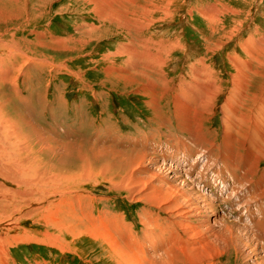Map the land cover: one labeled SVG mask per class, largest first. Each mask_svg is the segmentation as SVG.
Wrapping results in <instances>:
<instances>
[{"label": "rangeland", "instance_id": "obj_1", "mask_svg": "<svg viewBox=\"0 0 264 264\" xmlns=\"http://www.w3.org/2000/svg\"><path fill=\"white\" fill-rule=\"evenodd\" d=\"M163 7L140 20L136 14L124 17L133 23L109 24L96 21L89 0H0V264H116V255L108 256V241L142 239L141 231L148 229L140 222L145 217L158 220V232H165L166 239L164 246L146 247L148 264H264V250L252 253L254 245L260 248L254 241L261 191L248 182L259 181L264 162L256 176L248 177L241 167L248 163L246 150L239 141L220 149L234 151L235 163L215 156L225 137L224 114L232 112L224 104L235 90L231 62L250 60L251 45L264 44V0H169ZM159 42L166 46L165 64L160 75L154 70L156 93L147 98L142 96L147 77L139 80L127 58H149L145 48L157 54ZM200 59L205 69L195 62ZM137 65L140 71L145 63ZM201 68L211 71L215 85L208 86L218 87L206 105L214 104L213 115L203 119L206 144L195 139V128L183 127L188 122L173 116L171 96L180 94L183 81L193 83V70ZM120 74L130 79L116 77ZM251 97L258 107H248L257 114L264 91ZM152 101L155 111L145 107ZM157 117L161 122L156 125ZM227 132L235 134V129ZM185 150L192 156L183 165ZM152 158L168 161L155 166ZM146 168L155 175L154 184L166 183L171 169L185 197L199 193L191 196L199 211L187 217L186 228L166 226L164 211L133 201L128 178H148L142 173ZM193 224L207 248L199 249L197 257H183L178 248V261L177 249L166 254L165 248L188 240ZM173 233L177 240L170 243Z\"/></svg>", "mask_w": 264, "mask_h": 264}, {"label": "bare ground", "instance_id": "obj_2", "mask_svg": "<svg viewBox=\"0 0 264 264\" xmlns=\"http://www.w3.org/2000/svg\"><path fill=\"white\" fill-rule=\"evenodd\" d=\"M89 1L91 3H94L95 8H93V11H94V14H95V17H96L95 18L96 21L110 24V23H114V22L120 23V22H122L121 20H124L123 23L127 24L126 21L130 20L128 18L124 19V17H127V15L128 16H134L136 14V15H138L140 17L139 18L137 16V19L140 20L142 17L148 16L151 13L154 14V13H157L158 11L162 12L163 8H164L163 5H166V3L169 0H159L160 3H158V4L148 3L150 0H141L143 2L145 1L144 3H146V4L141 3L140 0H130L129 2H126V4H122V3L125 2V1H128V0H124V1L123 0H89ZM119 1H121V4L118 3ZM115 2H116V4L113 5V3H115ZM167 6H169V5H167ZM200 12H202V11H200ZM209 13H210V10H209ZM199 14H201V13H199ZM203 15H205V13H203ZM203 15L201 14V16H203ZM212 15H214V13H212ZM168 17H169V15L167 14L164 18L167 19ZM214 17H215V15H214ZM216 18L217 17H215V20H216ZM130 21L133 23L132 20H130ZM216 21L218 22V20H216ZM130 26H132V25H130ZM212 31H214V30H212ZM164 44L162 43V45H161L160 42L157 43V45H158L156 47L157 54H155L153 49H148L149 46L146 47L145 50L149 53V58H146V59L138 58L137 57V56H139L138 54L136 56L130 55V56H128V58L126 57L127 60H129V62L131 64H133V67L131 66L132 69L130 68L131 69L130 71H132L133 73H135V71H136L137 75L139 76L138 77L139 80L141 79V77H147L145 80L143 79L144 82H145V87L143 89V94H142V96H145L147 98L151 97L150 95L153 92L156 93L155 90H156V85L157 84L154 81H152V79H153V76H154V70H155V72H158V73H159V70H160V73H161V70L164 67L165 62H164V59L161 57V56L164 55V53H166V46H164ZM260 44H263V43H260ZM140 47H141V45H140ZM150 48H152V47L150 46ZM208 48H210V47H208ZM213 49H214V47H213ZM120 53L123 54L124 52H120ZM120 53H118V55ZM132 53H133V51L131 50V54ZM167 53H168V51H167ZM128 54H130V53H128ZM246 56L250 60H248L246 62L245 61L244 62L243 61L237 62V61L233 60L234 63L231 62V65L233 66V71H234L233 72L234 74L231 75V79H232V84L234 86L233 89H235V90H233V92L230 93L231 95L226 99L224 104L227 106V109L230 112L231 111L232 112H231V116L227 115V113L224 114V118H223V121L221 122V125L223 127V135L225 137L223 139H221L220 145L219 146L217 145L218 146L217 150H216L217 153L215 154V156H218V157L222 156L221 159H224V161H223L224 163L227 162V161H231V160H232V162L234 161L233 163H235V160L232 159L233 157L236 156V153L234 151L226 150V152H220V149L221 148H225L226 149V147L228 148L229 146L233 147L232 145H234V142L235 141L236 142L239 141L240 144L242 145V150L243 149L246 150V155H245V158H244L246 160H244V161L248 162V163L244 162L246 167L244 166V163H243V165L241 167H242L243 171H245L247 173L248 177H251V176H254V175L256 176V173L259 171V165L262 162H264V98L262 100L263 104L257 110L258 112L256 111L257 114L260 113L261 117L257 116V114H253V113L250 112V108L252 106L248 107L249 104H253V106L256 107L255 108V110H256L257 107H258V106H256L258 101L254 102V99L251 96H254L255 92H257V91H264V71L263 72L260 71L262 69L259 70V67H261V66H262V68H264V44L263 45H256V43L254 45L252 44L251 45V51H249ZM139 60L141 61L140 63H139ZM200 61L202 63L199 62V61H195V62L199 63V65H201V66L203 65V69H205V66H204L205 60L203 61V59H200ZM254 61H257V63L259 64V67L254 68V67L250 66V63L254 62ZM141 63L142 64L145 63V66L141 65L143 68L139 71V70H137V66H138L137 64H141ZM195 65H196V63H194V66ZM203 69L201 68V71H198V72H194L195 70H193V75L196 78L195 81L193 83L191 82L192 84L191 83H186L187 81H183V84H182L183 87L181 88V91L179 90L180 94H174V95L171 94V96H174V101H175L174 102L175 109L173 111V113H174L173 116L176 117V119L178 118L177 120L180 121V123H183L184 125L186 124V122H188V124L186 126H183V124H181L183 127L187 128V126H190L191 128H195L196 129V131H195L196 133H192V134H193V136H196L195 139H198L200 141H202V140H204L206 138L205 135H203L205 133V132H203V130H204L203 128L204 127L202 126L203 119L206 118V117H211V115H213L214 104H212V106L210 108H206L207 102H209L213 98H215L216 94L218 92V90H217L218 87L217 86H216V88L214 87L215 89L214 88L211 89L208 86V85H210V82L212 83V81H213L212 74L208 73L209 70H207V72H205ZM128 71L129 70H127V72H126L127 74H128ZM130 71H129V73L131 74L132 72H130ZM209 72H211V71H209ZM160 73H159V75H160ZM110 74H111V72H110ZM110 74H107V76H111ZM163 75H164V73H163ZM116 77L121 78L123 80L125 78H127V80L130 79V77H124L121 74L120 75H116ZM153 82H154V84H153ZM160 82H161V80H160ZM213 85H215V84H213ZM166 86L167 85H165L164 87H161V91H162L161 94H164L167 91ZM211 93H212L211 97H213V98L210 97ZM155 96H156V94H155ZM153 98H154L153 99V101H154L156 98L155 97H153ZM182 98H183V100H182ZM153 101L146 103L145 107L151 106L153 108ZM155 101H154V103H155ZM196 108L199 111H197ZM251 109L253 110V107ZM153 110H154V108L152 109V111ZM203 110H205V114L203 116L196 115L197 112H201ZM226 112H228V111H226ZM0 113H1V111H0ZM154 113H153V115H154ZM3 118H4V116H3ZM154 121H156V125H157V123L159 124L161 122L158 119V117ZM231 128L235 129V134H229L227 132ZM184 129H183V131H184ZM187 129H185L186 133H187ZM4 130H5V128H4ZM232 132H233V130H232ZM197 133H199V134H197ZM187 134L189 136L192 135V134H189V132ZM229 136H233V140L228 138ZM205 142L208 143L207 140L202 141L203 144H206ZM226 143L227 144L229 143V144L226 145ZM182 144L184 145V143H182ZM195 144H196L195 146H199L200 145V144H198V142L197 143L195 142ZM185 146L186 145H184V147ZM203 146H205V145H202L200 148H202ZM228 149H231V148H228ZM212 151L213 150L210 149V151H208V154L211 153ZM138 152L143 154V155H145L144 151H137V153ZM183 153H184V158L182 159V162H184L183 163V165H184V164H186V158L191 155V152L185 150V151H183ZM254 154H255V157H254V159L252 161L250 158ZM135 156L137 157V155H135ZM148 157H149V155H148ZM150 157H151V155H150ZM140 159L141 158H139V160H137V161H140ZM145 160H146V157H145ZM145 160L143 161L144 163H146ZM133 161H134V158H133ZM167 161L168 160H165L164 158H162V160H161L162 163H161L160 161H158L157 158L156 159L152 158L149 163H150V165L152 164V165H155V166L157 165L158 166L159 164L160 165L162 164V166H164L165 162H167ZM236 161H237V159H236ZM182 162H181V164H182ZM141 163H142V161H141ZM141 163L139 165H142ZM134 166H136V165L134 164ZM137 167H138V165H137ZM144 168H145V166H144ZM191 168H192V166H191ZM146 169L148 170V168H146ZM202 172H204V171H202ZM232 172H234V171H232ZM142 173L146 174V175H149V177L148 178L138 177L139 178L138 179L137 177L131 176V177L128 178L129 182H131V186L129 185V187H132L131 190H133L132 193H131L133 201L139 202V203L143 202V203H145L146 205H148V206H150L152 208L155 207L157 209H161L162 211H164L169 216L168 218H166L167 220L165 221L166 222V226L171 227V228H172V226H174L176 230L178 228H181V227L182 228H186L187 224H185V223L188 220L191 219V218L188 219L187 217H189L191 214L194 215L197 211H199L198 206L194 203V200H192L191 196H193V195L196 196V194H199V193L191 191V194L187 193V194L190 195V199L185 197L186 194L184 195V193L182 192L184 189L183 190L181 189L182 191H180L179 188L177 186H175L176 183H178V179L179 178L175 177V172L173 170H171V169L168 170L169 178H166V183H162L161 182L160 184H154V182H152L150 180L155 175L150 173L149 170L148 171H142ZM173 174H174V176H173ZM131 175H132V173H131ZM197 175H199V174H197ZM245 180H246V178H245ZM149 181H151V182H149ZM246 181H248V179ZM250 181L251 180H249L248 182L252 183L253 186L258 187V190L261 191L260 196H258V197L256 196V198H257L256 202L258 203L257 212H258V215L260 217L257 216V219L255 221V222H257V225L255 224L256 225L255 226V228H256L255 233L257 235L255 237L256 240L254 239L255 240L254 242L257 245V244H259V241H260V248L254 245L255 247L253 246V250L252 249L251 250H252V253H255L257 251H263L264 250V241L261 242L262 241L261 235H264V220H263V218H264V216H263L264 215V202L260 201L264 197V169H263L262 173H260V178H259V181H257V183H253L252 181L251 182ZM182 183H183V181H182ZM125 184L128 185L129 183L126 182ZM242 186H244V185H242ZM185 187H186V185H185ZM255 187L254 188L252 187L253 190H255V189L257 190V188H255ZM200 211H202V210H200ZM198 215H199V212H198ZM194 217H196V216H194ZM147 218L148 217H145L144 220H142V219L140 220V222L143 225V227L145 226L146 228H148L146 230L144 229L143 231H141V234L144 233V237L142 238L143 240L140 239L143 242L137 243L140 240L139 239H134V237H128V238L124 239L123 238L124 236L122 237V239H120L118 237L120 239V242L121 241L124 242V243L122 242L123 244L118 242V243H116V245H112L108 241L107 246H105L107 248L108 253H109L108 256L116 255V257H117V259L119 261V262L117 261L118 263L116 262V264H145V263L148 264L150 259H147V257H146V253H147L146 250H145L146 247L152 250V249H156V248L160 247L159 245L164 246V243H165L166 239H164L163 233L165 234V232H163V233L161 231H160V233L158 232L159 231L158 227L160 226V225L159 226L157 225V221L158 220H156L155 218H153L152 220L150 218H148V219ZM146 219H147V221H146ZM206 223H208V222L206 221ZM197 226H198V224H195L194 227H192L193 230H190L191 228L189 229L191 235L189 236L188 240H186L184 242H179L178 244L174 245L173 247H170V248L168 247L167 249L165 248L164 252L166 254L170 255L169 252H171V251L173 252L174 250L177 249L176 250V254H175V256L177 257V261L179 260V256L177 255L178 248H180V251L183 253V255H184L183 257H186V256L187 257L188 256L197 257L196 254L198 255L199 249H201L203 247L207 248V244H208V241H206L204 239V236L201 235L200 232H196V228L195 227H197ZM174 227H173V229H174ZM188 228L189 227H187V229ZM203 228H204V226H203ZM166 231H168V230H166ZM111 235L110 236L107 235V236L113 237ZM107 236H105V237H107ZM120 236H122V235H120ZM102 237H104V236H102ZM139 238H141V237H139ZM109 239L110 238H108L106 240H109ZM113 240H116V239H113ZM176 240H177V237H175V233H173V235H171L170 238L168 239V242L174 243ZM178 240H180V239H178ZM117 241H115V242H117ZM158 242H159V244H157ZM183 259H184L183 262L185 263V258H183ZM262 260L264 261L263 258H262ZM209 264H212V263H209ZM256 264H263V262H261V260H259L258 263L256 262Z\"/></svg>", "mask_w": 264, "mask_h": 264}]
</instances>
